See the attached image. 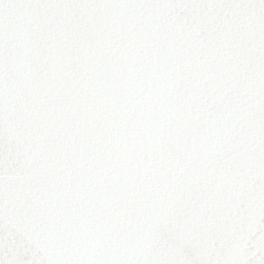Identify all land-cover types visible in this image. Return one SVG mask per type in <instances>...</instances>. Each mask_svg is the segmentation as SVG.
Segmentation results:
<instances>
[{
    "label": "snow or ice",
    "instance_id": "obj_1",
    "mask_svg": "<svg viewBox=\"0 0 264 264\" xmlns=\"http://www.w3.org/2000/svg\"><path fill=\"white\" fill-rule=\"evenodd\" d=\"M0 264H264V0H0Z\"/></svg>",
    "mask_w": 264,
    "mask_h": 264
}]
</instances>
